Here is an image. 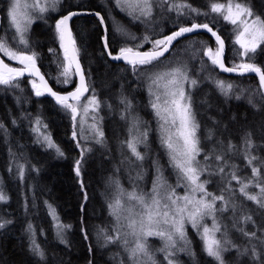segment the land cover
<instances>
[{
  "label": "snow or ice",
  "instance_id": "1",
  "mask_svg": "<svg viewBox=\"0 0 264 264\" xmlns=\"http://www.w3.org/2000/svg\"><path fill=\"white\" fill-rule=\"evenodd\" d=\"M114 4L120 11L140 23L150 20L156 8L163 9L165 6L167 11L177 13V19L181 16H191L192 22L190 25H180L178 30L156 39L148 35L138 38L125 27L117 25L113 33L123 38V44L116 54H113L109 50L110 37L105 17L98 11L82 12L69 7L61 12L54 24L56 37L63 50V61L57 65L60 72L55 79L57 83L68 85L72 83V76L75 74L79 76V83L74 90L61 94L49 86L45 75L41 73L37 66L38 54L31 50L26 36L34 20L45 19V14L50 11H60L63 0H31V3L28 0H10L6 16L14 32L10 38L11 42L7 35L0 37V53L9 61L17 62L20 67H12L0 59V86L19 88L20 78L27 73L33 78L29 83L34 90V95L41 97L47 93L70 116L71 136L76 141L77 147L81 149L80 158L74 164L75 174L77 178H80L84 156L92 150L87 145V141L103 145L105 133L102 125L103 117L99 115L101 101L95 95L94 89L91 90V94L85 95L90 93V88L79 62V49L70 22L80 15L98 17L99 23L104 25V34L101 39L107 55L113 60H123L131 66L135 75L149 81L148 106L157 120L160 147L168 156L169 164L177 177L175 185L169 184L164 176L163 166L159 164L157 158L152 160L155 175L149 191H145L136 183L129 191L124 189L119 181H115V192L108 203L109 214L114 217V224L110 230L101 229L104 238L102 246L107 247L112 244L122 247L127 256L120 264H129V262L130 264H163V262L180 264L179 253L189 256L193 264H197L196 252L192 248V241L188 235L190 225L199 237L204 253L216 264H227L225 253L233 250L238 258L247 256L252 264H264V229L246 230L243 225L249 222L255 225V221L244 211L243 205H238L233 198L238 191L246 200L264 208V161H258L257 156L253 155L255 144L251 132L245 133L241 138V145L234 144L231 139L227 142L217 139L213 147L206 150L198 135L200 123L196 119L191 94V89L197 87L200 81L189 75L186 64L173 67L164 65L161 59L170 51L178 38L204 29L215 38L216 47L214 49L206 42H200L202 57H207L211 65L219 68L221 72L235 73L238 76L255 73L259 77V89L255 94L260 95L261 100L264 101V69L255 63L257 49L264 51L262 48L264 19H261L260 15L254 13L252 8L244 3L233 4L232 0H228L227 5L211 3V12L222 15L224 21L233 25L235 35L233 54L237 59L226 64L225 41L218 34L219 30H214L209 22L197 23L195 16H207L208 13L193 8L186 0L181 3H176L175 0H114ZM129 41L135 43L130 45ZM145 44H151V48L142 50ZM236 45L239 47L236 48ZM49 51L55 50L49 49ZM201 64L207 67L203 59ZM162 66L164 70H161ZM60 77L63 79L61 80ZM207 79H210L226 98L234 97L240 100L244 95L245 90L237 91L236 85L232 82L212 77L210 74ZM248 102L253 107L256 106L252 96L248 97ZM120 103L124 105L121 119L129 120V138L121 142L122 148L130 154L125 157V160L133 163L134 158L135 162H139L137 165L139 170L134 179L143 180L146 175V169L143 167L146 154L139 151V145L147 146L150 129L145 124L141 130L143 122L138 116L132 115L133 106L130 100L122 98ZM105 106L111 108V105ZM89 119L91 123H88ZM12 123L15 124L16 120L13 119ZM30 123H34L31 129L36 134L34 142L53 149L59 157L65 155L52 139L51 133L47 131L48 125L40 116ZM0 129L7 134L3 123H0ZM214 135V130L208 129L204 139L211 141ZM81 140L86 143L81 144ZM202 154L203 162L198 159ZM234 156H242L246 167L251 168L250 177L241 176L240 168L234 163H229ZM17 170L20 179H23L25 165L17 164ZM34 170L39 171L35 168ZM205 172L209 176H220L222 186L219 194L207 190L206 185L211 181L201 180ZM232 181H236L239 185L238 189L232 188ZM81 186L83 187L82 181ZM251 186L258 188L259 192L255 194L249 192L248 189ZM181 187L184 189L182 195L177 192V188ZM8 199L7 194L0 188V203H7ZM85 199H87L86 194ZM47 207L49 215L56 222V234L60 242L67 243L63 232L71 225H65L59 221L53 205L47 204ZM229 210L232 212L231 226L223 222V214ZM209 220L210 224L207 222ZM11 223V220L0 218V229ZM233 229L246 241L243 246L231 238L230 233ZM26 232L29 234V248L32 254L38 257L39 261L46 260L45 251L38 243L36 231L31 223L27 225ZM149 237L159 238L162 242L161 246L153 249L148 243ZM84 238L88 239L86 232ZM88 251L89 253L93 251L91 245ZM158 253L162 254L163 261L157 259ZM88 264H93V261L89 259Z\"/></svg>",
  "mask_w": 264,
  "mask_h": 264
},
{
  "label": "trees",
  "instance_id": "2",
  "mask_svg": "<svg viewBox=\"0 0 264 264\" xmlns=\"http://www.w3.org/2000/svg\"><path fill=\"white\" fill-rule=\"evenodd\" d=\"M175 2L181 3L183 0H175ZM186 2L193 8L208 13L207 16H195V20L197 23L209 22L214 30H219L218 33L225 39L228 47L227 64H230L233 59H237L233 54L235 39L233 25L224 21L222 15L212 13L210 10L211 3L227 5L228 0H186ZM232 2L250 6L254 13L264 19V0H232ZM9 3L10 0H0L2 13L0 37L7 35L11 42L10 38L14 29L10 27L6 16ZM66 3L67 0H64L60 11L46 13L45 19L34 20L26 36L31 50L38 54L37 66L58 92H68L77 85L75 74L72 76V83L68 85L57 83L55 79L60 72L57 65L63 61V50L56 37L54 24L61 12L66 11L69 7L72 10L98 11L105 17L109 29V49L113 54H116L123 44V38L113 33V29L117 25L125 27L138 38L148 35L156 39L171 34L180 25H190L192 22L191 16H181L177 19V13L167 11L166 6L163 9L156 8L150 20L140 23L116 8L114 0H83L78 4L69 5ZM72 32L90 88V93L86 96L91 94V90L94 89L96 96L100 94L99 96L103 97L100 98L107 99L106 96L99 93V89L102 90L108 85L122 91L121 98H127L132 102V115L138 116L143 122L141 130L145 124L150 129L147 139L155 140L156 150L144 144L139 145V151L146 154L145 166L149 170L147 181L152 186V179L155 175L152 157L160 156L159 164L163 166L164 176L169 184L175 185L176 174L169 164L164 149L160 147L157 120L152 109L148 106L147 83L149 81L135 75L130 65L114 63L110 60L101 39L104 34L103 27L96 17L75 18L72 22ZM202 41L215 49L214 40L208 34L201 33L182 38L169 55L161 58L164 65L186 64L190 76L200 81L197 87L191 89V94L196 119L200 123L198 134L203 138L202 145L208 150L217 139L225 142L231 139L234 144L241 145V138L245 133L251 132L255 144L253 155L257 156L258 161H264V101L261 100L260 95L255 94L259 89L258 78L255 76H228L221 73L218 68L211 65L207 57H202L200 43ZM133 43L135 42L129 41L130 45ZM235 47L238 48L237 45ZM150 48L151 44H145L142 50ZM49 49L55 51L50 52ZM0 55L6 63L20 66L15 61H9L2 53ZM201 59L204 60L207 67L201 64ZM255 63L264 69V51L261 49H258L255 54ZM161 70H164L163 66ZM209 74L212 77L232 82L236 85L237 91L245 90L244 95L240 100H236L234 97H224L214 83L207 79ZM30 79L33 78H20L19 88L0 86V123H3L7 130V134H5V131L0 129V188L9 197L7 203H0V218L12 221L11 224L0 229V264H88L89 259L93 261V264H120L126 257L121 254L123 253L122 247L112 244L103 247L104 238L101 229L110 230L114 224V217L110 216L108 208V203L115 192L114 182L119 181L124 189L132 190L128 188V183L123 177L124 174L121 173L123 162L126 161L125 157L130 155L121 145L122 141L129 138V120L122 119L125 124L124 130L119 133L113 131L114 135L108 134L112 123L106 128L108 135V139L105 138L106 142L118 148L122 157L103 154L100 144L89 140L87 145L92 150L85 154L81 177L77 178L74 164L80 158L81 149L72 139L70 116L46 94L36 97L29 83ZM60 79L62 80L63 77ZM249 96H252L255 107L249 104ZM114 104L117 108V115L121 118L124 105L118 100H115ZM37 116H40L43 122L48 125L47 131L51 133L52 139L64 151L63 157L57 156L55 151L48 149L46 145L34 142L36 134L31 130L34 123H30V121H34ZM13 119L16 120L15 124L12 123ZM208 129H213L215 132L211 141L204 139ZM80 143L86 142L81 140ZM199 159L203 162V154ZM229 163H234L240 168L241 176H251V168L246 167L242 156H234ZM17 164L25 165L23 179H20L18 175ZM34 168L39 171H35ZM205 179L211 181L206 185L207 190L219 194V189L222 186L220 176H209L205 172L201 176V180ZM238 187L236 181H232V188L235 190ZM248 191L255 194L259 192V189L251 186ZM177 192L181 194L184 189L177 188ZM85 194L87 199H85ZM233 198L238 205H243L244 211L250 214L255 221V225H243L246 230L264 229V208L246 200L238 191L235 192ZM45 202L53 205L61 223L71 225L63 232L67 243L60 242L56 234V222L49 215V209ZM231 216L232 212L229 210L223 214V220L227 221ZM29 223L33 225L36 239L45 251L46 260L44 261H39V258L30 251L29 234L26 232ZM188 228L192 248L196 252L197 264H216L204 253L201 241L195 231L191 229V226ZM85 232L88 234V239L84 238ZM234 241L242 246L246 243L238 232L234 233ZM90 245L93 249L91 253L88 251ZM226 254L227 264L242 262L243 257L238 258L235 250ZM178 259L180 264H193L192 259L184 253L178 254Z\"/></svg>",
  "mask_w": 264,
  "mask_h": 264
},
{
  "label": "rangeland",
  "instance_id": "3",
  "mask_svg": "<svg viewBox=\"0 0 264 264\" xmlns=\"http://www.w3.org/2000/svg\"><path fill=\"white\" fill-rule=\"evenodd\" d=\"M83 0H67V3L66 4H78L80 2H82ZM29 3H31V0H28ZM63 4H64V0H63ZM238 46V45H237ZM239 47V46H238ZM258 50V49H257ZM179 65H185V64H182V63H175L173 67L175 66H179ZM188 69V68H187ZM189 73V71H188ZM190 75V74H189ZM148 84V83H147ZM187 87V85H186ZM99 93H101L102 95L106 96L107 99H102L103 97L102 96H97V98L101 101V109L99 111V115L101 117H103V121H102V125H103V130H104V133H105V138L108 139V135H107V132H106V128L108 127V125L110 123H112V126L109 130V133L108 134H113V131L114 132H121L124 130V127H125V124L123 123L122 119L117 115V108H116V105L114 104V101L115 100H118V102H120V100L122 99L121 97L123 96V93L122 91L120 90H116L114 87L108 85L106 86V88L100 90L99 89ZM102 97V98H100ZM111 105V108L109 107H106L105 105ZM143 120V118H142ZM91 121L90 119L88 120V122ZM150 132V131H149ZM114 135V134H113ZM149 135V134H148ZM199 135V134H198ZM116 137V136H115ZM201 137V141H203V138L202 136L200 135ZM105 139V144L101 145V150H102V153L103 154H109L110 156H115V157H122L121 155V151L116 148L115 146H111L109 145ZM153 142V143H152ZM147 147L149 148H152L154 150H156V145H155V140L153 141H150L149 139H147ZM213 147V144L211 145L210 149ZM161 159L160 156H155V157H152V160L154 159ZM199 159V157H198ZM200 160V159H199ZM134 162L133 163H128L127 161L123 162V165H122V168L121 169V173L124 174V180L128 183L127 186L128 188H131L133 187V184L136 183V184H139L141 188H143L145 191H149L151 189L152 186H150L149 182L147 181L148 179V175H149V170L148 168H146L145 166V162H146V158L143 162V167L144 169H146V175L144 176L143 180H135V176H136V172L139 170L137 165L139 164V162H135V160H133ZM148 187H150L148 190H146ZM130 191V190H129ZM183 193H181L182 195ZM232 217V216H231ZM231 217L230 219H228L227 221H224L223 222L225 224H228L230 225L231 224ZM254 220V219H253ZM209 224L211 223V221H207ZM247 224H252L251 222L247 223ZM245 224V225H247ZM253 225V224H252ZM190 226V225H189ZM188 226V227H189ZM194 231V230H193ZM237 231H235L234 229L231 230V238L234 240V233H236ZM188 235H189V238L191 239V235H190V232H189V228H188ZM148 243L149 245L155 249V248H159L161 246V241L159 240V238H156V237H149L148 238ZM154 245H153V244ZM122 252L121 254L127 256V253L124 252L123 248H122ZM181 254V253H179ZM226 256L227 254L225 253V260H226ZM157 259L159 261H163V257H162V254H157ZM130 263V262H129ZM163 264H166V262H163ZM240 264H252V261L249 257L247 256H244L242 258V262Z\"/></svg>",
  "mask_w": 264,
  "mask_h": 264
},
{
  "label": "water",
  "instance_id": "4",
  "mask_svg": "<svg viewBox=\"0 0 264 264\" xmlns=\"http://www.w3.org/2000/svg\"><path fill=\"white\" fill-rule=\"evenodd\" d=\"M75 11H82V12H87L86 10H75ZM82 16H88V17H96V16H94V15H80V16H78V17H82ZM75 18H77V17H74L73 18V20L75 19ZM97 19H98V17H96ZM99 20V19H98ZM72 22L73 21H71L70 22V27L72 28ZM106 23V22H105ZM107 25V24H106ZM102 27H103V31H104V25H102ZM1 28H2V13H1V11H0V32H1ZM178 30V29H177ZM201 33H204V34H208L213 40H214V42H215V38L214 37H212L211 36V34L210 33H208L206 30H204V29H199V30H197L196 32H194V33H189V34H185V36L184 37H180V38H178V40L177 41H175L174 42V44H173V47L177 44V42L179 41V40H181L182 38H185V37H187V36H192V35H196V34H201ZM219 34V33H218ZM220 35V34H219ZM222 37V36H221ZM223 38V37H222ZM224 39V38H223ZM224 41H225V39H224ZM216 43V42H215ZM173 47L170 49V51L168 52V53H166L165 54V57L167 56V55H169V53L171 52V50L173 49ZM227 49H228V47H227V43H226V41H225V57H226V55H227ZM110 50V49H109ZM106 51V50H105ZM106 53H107V51H106ZM108 56V55H107ZM109 58H110V60L112 61V62H114V63H126V62H124L123 60H120V61H117V60H113L110 56H108ZM0 59H3L2 58V56L0 55ZM4 60V59H3ZM4 62H5V60H4ZM79 62H80V64H81V67H82V69H83V71H84V73H85V70H84V68H83V65H82V62H81V59H80V57H79ZM6 63V62H5ZM225 63L227 64V62H226V60H225ZM127 64V63H126ZM10 66H12V65H10ZM12 67H20V66H12ZM73 68H74V66H73ZM219 69V68H218ZM41 71V70H40ZM42 73V72H41ZM221 73H223V74H225V75H228V76H238L237 74H235V73H225V72H221ZM43 74V73H42ZM76 76V79H77V84L79 83V76L78 75H75ZM86 76V75H85ZM244 76H255V77H257L258 78V80H259V77L255 74V73H248V74H245ZM23 78H32V77H30L27 73L25 74V76L23 77ZM45 79L47 80V78L45 77ZM87 80V79H86ZM37 82H39L38 81V79H37ZM88 83V82H87ZM48 84H49V86L50 87H52L51 86V84L48 82ZM53 88V87H52ZM53 90L54 91H56L54 88H53ZM72 90H74V89H72ZM72 90H70V91H72ZM58 92V91H57ZM59 93H61V94H66L67 92H59ZM88 93H86L85 95H87ZM46 95L47 96H49V97H51L50 95H48L47 93H46ZM52 99H54L53 97H51ZM55 100V99H54Z\"/></svg>",
  "mask_w": 264,
  "mask_h": 264
}]
</instances>
